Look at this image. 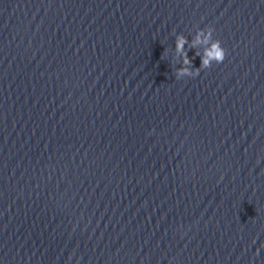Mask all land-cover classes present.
<instances>
[{
    "label": "clouds",
    "instance_id": "9594fccd",
    "mask_svg": "<svg viewBox=\"0 0 264 264\" xmlns=\"http://www.w3.org/2000/svg\"><path fill=\"white\" fill-rule=\"evenodd\" d=\"M213 29L208 28L207 34H204L203 29L197 33L194 40L190 41L183 35L178 36L175 42V52L178 55V62H181V67L176 70V78L180 79L182 77L188 76L193 77L199 74L201 68L207 69L212 66L213 62L221 63L225 59V49L221 46V42L217 39L212 41L210 47L204 48L201 53H196L195 55L201 58V64L199 68L193 69L192 60L188 57L187 51L185 50V45H189V49H196L197 45L201 43H209L211 41ZM201 36H204V40H201Z\"/></svg>",
    "mask_w": 264,
    "mask_h": 264
}]
</instances>
